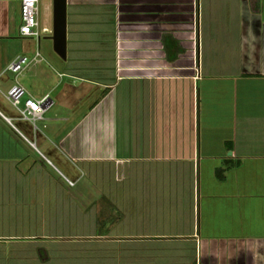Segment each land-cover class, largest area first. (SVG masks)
<instances>
[{"label":"crops","instance_id":"1","mask_svg":"<svg viewBox=\"0 0 264 264\" xmlns=\"http://www.w3.org/2000/svg\"><path fill=\"white\" fill-rule=\"evenodd\" d=\"M21 21L0 0V264H264V0H67L65 59Z\"/></svg>","mask_w":264,"mask_h":264},{"label":"built area","instance_id":"2","mask_svg":"<svg viewBox=\"0 0 264 264\" xmlns=\"http://www.w3.org/2000/svg\"><path fill=\"white\" fill-rule=\"evenodd\" d=\"M21 1V25L20 35L40 39L43 34L51 33L52 27L42 24L40 21V0H20ZM39 53L34 57L26 55L18 56L9 66L14 73H21L30 64L39 59ZM7 99L16 107L23 119L34 121L41 118L43 113L52 106L49 95L36 100L27 97V90L20 83H15L6 94ZM24 100V106L22 102Z\"/></svg>","mask_w":264,"mask_h":264},{"label":"water","instance_id":"3","mask_svg":"<svg viewBox=\"0 0 264 264\" xmlns=\"http://www.w3.org/2000/svg\"><path fill=\"white\" fill-rule=\"evenodd\" d=\"M52 9L51 39L54 50L65 59L67 56V0H53Z\"/></svg>","mask_w":264,"mask_h":264},{"label":"rangeland","instance_id":"4","mask_svg":"<svg viewBox=\"0 0 264 264\" xmlns=\"http://www.w3.org/2000/svg\"><path fill=\"white\" fill-rule=\"evenodd\" d=\"M52 1L53 0H40V21L41 23L45 24V22H47V24L49 25V27H52V21H53V9H52ZM19 2H15V6L18 5ZM48 6V9H47ZM15 12V11H14ZM17 14V13H16ZM18 27V26H17ZM51 33H46L43 34L41 36V41L42 44H45V41L48 42L49 45L52 46V41L49 40L47 41V39L45 38L46 36H50ZM30 39H22L21 42H24V40H27V42L29 43H36L37 42V38H33V37H29ZM31 58V56H29ZM24 106V100L22 102V105ZM76 173L79 174V172L76 170ZM84 181V180H83ZM99 194L96 196V198H99Z\"/></svg>","mask_w":264,"mask_h":264},{"label":"trees","instance_id":"5","mask_svg":"<svg viewBox=\"0 0 264 264\" xmlns=\"http://www.w3.org/2000/svg\"><path fill=\"white\" fill-rule=\"evenodd\" d=\"M6 252V246L3 244H0V253H5Z\"/></svg>","mask_w":264,"mask_h":264}]
</instances>
